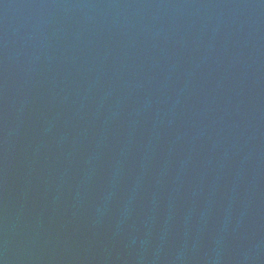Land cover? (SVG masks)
Returning <instances> with one entry per match:
<instances>
[{
  "label": "water",
  "instance_id": "water-1",
  "mask_svg": "<svg viewBox=\"0 0 264 264\" xmlns=\"http://www.w3.org/2000/svg\"><path fill=\"white\" fill-rule=\"evenodd\" d=\"M0 264H264V0H0Z\"/></svg>",
  "mask_w": 264,
  "mask_h": 264
}]
</instances>
